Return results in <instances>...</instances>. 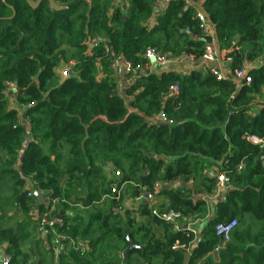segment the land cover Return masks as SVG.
Listing matches in <instances>:
<instances>
[{
    "label": "trees",
    "instance_id": "trees-1",
    "mask_svg": "<svg viewBox=\"0 0 264 264\" xmlns=\"http://www.w3.org/2000/svg\"><path fill=\"white\" fill-rule=\"evenodd\" d=\"M54 1L65 9L0 0V191L13 193L12 210L0 196V248L10 264H184L186 252L187 264H264V146L250 140L264 141V65L255 66L264 59V0H189L201 4L221 48L230 47L231 73L254 66L250 83L210 71L208 38L186 0L163 10L156 0ZM97 37L103 42L91 46ZM150 48L168 65L119 92L113 60L143 67ZM189 59L194 67L182 71L179 62ZM70 60L74 75L62 83L58 71ZM213 169L230 180L221 197ZM30 183L65 199L57 233L85 241L87 252L51 235L32 238L16 219L47 210L29 196ZM114 184L125 191L113 195ZM157 184L171 186L160 192ZM126 193L164 195L163 210L197 223L198 235L175 232L147 207L143 222L128 210L112 212ZM80 202L84 214L75 210ZM231 220L230 242L212 256L221 243L217 224ZM128 232L142 248L125 261Z\"/></svg>",
    "mask_w": 264,
    "mask_h": 264
},
{
    "label": "built area",
    "instance_id": "built-area-1",
    "mask_svg": "<svg viewBox=\"0 0 264 264\" xmlns=\"http://www.w3.org/2000/svg\"><path fill=\"white\" fill-rule=\"evenodd\" d=\"M173 0H156L155 7L158 9L163 10L169 3ZM186 6L191 7L195 11L196 19L200 23V28L202 34L208 38V42L206 45V53L204 55V60L206 63L209 64L210 71L217 76L219 80L224 79H234L236 82L246 78L247 83L251 82V78L248 76V72L253 65H247L244 69L236 71L234 74L231 73L229 65L232 63L231 58H227L226 54L227 51H231L230 47L222 49L220 44L217 41V36L214 27L209 22L205 12L202 9L200 3L193 4L189 0H186ZM103 42V39L100 37L93 38L90 40L91 46H96L97 44ZM144 58L146 59V64L143 67H133V65L127 61L125 58H115L111 64L113 78L117 83V90L121 92L125 87L130 85L135 79L142 78L147 76L150 72L157 71L158 67H164L168 65V60L162 56L159 51L155 48L148 49L145 54ZM190 62L193 63L192 59H189ZM76 61L70 62L69 65L65 66V68L61 69L62 73H59L61 78L63 77L65 80L70 79L74 75L73 66ZM184 64L183 61L179 62ZM170 90L177 94L179 92V87L177 85H173ZM161 121H166L164 116L159 118ZM250 140L255 144H261L264 146V141L259 140L255 136H251ZM241 169V166H239ZM114 171V178H119L120 170ZM126 184H122L120 188L118 185L114 184L112 186V194H120L121 191L125 188ZM179 183H174L172 187H177ZM226 185H230L229 178L224 174L220 173L217 175L216 179V193L215 196L221 197L223 194V190L226 189ZM162 185L157 184L156 189H161ZM33 191H40L36 188L35 183L29 184V196H33ZM43 193L42 191H40ZM147 201L152 202L154 205L156 195L154 193H146L143 196ZM143 197L136 198V201L141 200ZM46 201V212L39 216L37 221V229L36 233L39 237H46V236H53L55 237L56 242H67L73 249L77 252L85 253L88 251V244L83 240H71L67 236L59 235L57 233L58 228L63 226V219L60 216L59 206L66 202L64 198L61 199H50L47 197ZM212 202V201H211ZM78 205V204H77ZM152 213L156 216L159 220L169 224L175 232L181 231L183 228L193 233L195 236L198 235V231L195 226L197 223L193 221H187L184 219L181 212L169 209V210H160L155 206L152 207ZM237 226L236 220H231L229 222L219 223L215 228V233L218 238H220L221 243L218 244L215 249L211 252L212 256H216L218 252L231 240V235L234 229ZM183 250H188V247L185 245L178 246ZM11 257L7 255L3 248H0V264H10Z\"/></svg>",
    "mask_w": 264,
    "mask_h": 264
},
{
    "label": "crops",
    "instance_id": "crops-1",
    "mask_svg": "<svg viewBox=\"0 0 264 264\" xmlns=\"http://www.w3.org/2000/svg\"><path fill=\"white\" fill-rule=\"evenodd\" d=\"M121 1L122 0H117V2H119V3ZM73 61H75V60H70L69 63L73 62ZM192 67H194V64L192 62H187V63H184L183 64V68H180V69L183 71L185 69H189V68H192ZM211 175H213V176L217 175V170L213 169L212 172H211ZM161 185L163 186V185H167V184H161ZM168 186L170 187L171 185H168ZM226 191H227V188L225 190H223V194ZM106 203H107V199L104 197L100 204H102L103 207H106L107 206ZM167 204H168V199L164 195H156V199H155V202H154V205H153L152 202L147 201V199H145L144 197L141 200L136 201L134 198H132L131 196H129L126 193L124 201H123V205H122L123 208H119V209L118 208H114V209H112V212L122 211V214H123V210H128V211L132 212L133 217H135L138 222H143V221H145V219L147 217H145L143 215L142 206L143 207H147L149 211L152 210L153 206H155L156 208H159L160 210H163L164 207ZM82 206H83V202L78 203V205L77 204L74 205L75 208H78V209H75V210H77L80 214H84V211H85ZM64 214L65 213L63 212V215ZM36 235H37V233H36ZM37 236H35V237H37ZM122 258H123V256H122ZM121 264H124V263L122 262Z\"/></svg>",
    "mask_w": 264,
    "mask_h": 264
},
{
    "label": "water",
    "instance_id": "water-1",
    "mask_svg": "<svg viewBox=\"0 0 264 264\" xmlns=\"http://www.w3.org/2000/svg\"><path fill=\"white\" fill-rule=\"evenodd\" d=\"M28 5L36 10L40 4L43 2V1H47L50 5V8L52 10H55V11H61L63 9H65L64 6H61L59 4H57L54 0H37V1H33V0H25ZM264 65V59L260 62H258L255 66L256 67H261ZM180 67L183 68V64L180 63ZM254 67H252L250 70H253ZM58 73H62L61 70L58 71ZM65 81V79L62 77L61 78V82L63 83ZM157 158H159V155H156L154 154ZM183 186H186L184 183H183ZM229 186L226 185V188H228ZM170 187L168 185H163L160 189V192H163L164 190H169ZM32 195L33 197L35 198L36 200V206L39 207L41 205H46V201L45 199L48 197L47 193H41L40 191H33L32 192ZM212 205H215L214 202H211ZM60 216H63V212H61ZM127 240L129 242V246L128 248L126 249L124 255H123V258L125 259V261H129L130 260V253L133 251V250H137V249H141L142 247L141 246H138L135 244V242L131 239L130 237V233L128 232V236H127ZM7 245L4 246V248H6ZM190 259V254L188 252L185 253V261H184V264H187L188 261ZM39 264H41V262H39Z\"/></svg>",
    "mask_w": 264,
    "mask_h": 264
},
{
    "label": "rangeland",
    "instance_id": "rangeland-1",
    "mask_svg": "<svg viewBox=\"0 0 264 264\" xmlns=\"http://www.w3.org/2000/svg\"><path fill=\"white\" fill-rule=\"evenodd\" d=\"M62 67H64L65 68V65H63ZM124 191H125V189H124ZM11 195H13V193L11 192V191H9L7 188H2L1 189V191H0V196H3V197H7V198H9V201H8V203H9V209H13V206H12V196ZM107 204V206H108V203H106ZM14 211L15 212H17V211H19V210H17V209H14ZM36 218V217H35ZM35 218H28L27 216H25V215H23L21 212L20 213H18L17 215H16V219L18 220V219H20V220H22V221H25L26 222V229H27V231L31 234V237L33 238V237H35V236H37L36 235V229H37V227H36V224H35ZM29 221V222H28ZM15 222V219L14 220H12L11 222H8V224H13ZM27 246L28 245H26L25 246V249L27 248ZM24 247V246H23Z\"/></svg>",
    "mask_w": 264,
    "mask_h": 264
}]
</instances>
